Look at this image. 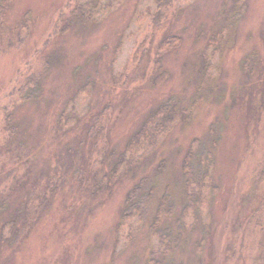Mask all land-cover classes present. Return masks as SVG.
I'll return each mask as SVG.
<instances>
[{
    "label": "rangeland",
    "instance_id": "1",
    "mask_svg": "<svg viewBox=\"0 0 264 264\" xmlns=\"http://www.w3.org/2000/svg\"><path fill=\"white\" fill-rule=\"evenodd\" d=\"M70 1L13 0L0 29V264H264V0H173L159 23L156 0H90L88 20ZM169 100L188 118L134 154ZM191 148L213 182L182 221ZM141 179L155 199L124 221Z\"/></svg>",
    "mask_w": 264,
    "mask_h": 264
},
{
    "label": "trees",
    "instance_id": "2",
    "mask_svg": "<svg viewBox=\"0 0 264 264\" xmlns=\"http://www.w3.org/2000/svg\"><path fill=\"white\" fill-rule=\"evenodd\" d=\"M13 0H0V29L4 25L8 11L11 7ZM157 2V15L158 22L162 21L163 18L167 16L168 10L173 3V0H156ZM73 8L72 13L77 16L80 20H88L94 15L93 4L90 0H86L85 4L81 3V0H71L68 5L65 7V11L69 8ZM64 15V14H63ZM62 15V16H63ZM66 28V27H65ZM64 28V29H65ZM176 38V39H175ZM173 39L170 43L178 40L176 36H172ZM40 76L35 75L31 77L26 85L21 88V100L26 101L33 98H36L39 94L38 83ZM36 86V87H35ZM5 118L8 125H11L12 114L9 111L8 107L5 109ZM188 110L185 108H180L176 103L172 101L163 102L158 108L153 110L145 124L141 126L140 131L131 139L129 143V149H139L149 140L151 143L156 141L158 134L161 132L168 131L173 122L178 118H188ZM150 123V127L148 125ZM10 128V126H9ZM14 128L13 125L11 129ZM139 134H142L139 136ZM146 144H149L148 142ZM132 161V160H131ZM128 159V164L131 165L134 163ZM212 154L210 153H201L197 149L191 148L189 153L186 156L184 163V175L186 177L187 186H189V202L183 208L182 218L184 221L189 215V210L197 204L203 207L206 204V190L209 185L213 182V173H212ZM264 180V169L261 173V182ZM150 190L144 191V181L141 179L129 192L127 199L125 201L126 205L122 211V219L124 221L131 220L132 218L138 217L143 218L150 204L155 199L156 188L151 187ZM264 207V204H263ZM168 208L170 210H168ZM173 204L170 198V195L167 193L161 199L157 215L153 223V232L159 236L161 244L167 246L170 245L171 233L170 231L161 230V221L165 216V212L172 213ZM262 210V208H261ZM27 214V213H26ZM181 222V221H180ZM25 225V223H24ZM14 225L12 224L11 227ZM26 226V225H25ZM4 236V235H3ZM168 264V263H166Z\"/></svg>",
    "mask_w": 264,
    "mask_h": 264
}]
</instances>
